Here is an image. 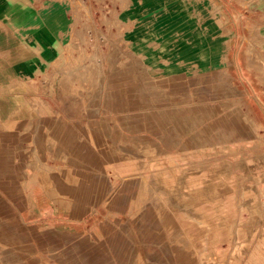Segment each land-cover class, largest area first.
Returning a JSON list of instances; mask_svg holds the SVG:
<instances>
[{"label": "rangeland", "instance_id": "374dc122", "mask_svg": "<svg viewBox=\"0 0 264 264\" xmlns=\"http://www.w3.org/2000/svg\"><path fill=\"white\" fill-rule=\"evenodd\" d=\"M65 1L62 59L21 80L19 97L0 91V264H183L182 248L196 264H253L264 252V0H180L202 60L176 78L146 77L144 65L141 87L113 85L108 63L122 69L126 33L170 43L179 23L164 26L178 13L162 10L179 0ZM155 47L145 55L159 60ZM62 119L85 123L92 156L61 157ZM177 210L187 227L206 220L229 242L217 234L199 248Z\"/></svg>", "mask_w": 264, "mask_h": 264}, {"label": "crops", "instance_id": "0c3cea01", "mask_svg": "<svg viewBox=\"0 0 264 264\" xmlns=\"http://www.w3.org/2000/svg\"><path fill=\"white\" fill-rule=\"evenodd\" d=\"M56 2L58 5L53 6L51 0H0V91L2 94L11 93L14 98L19 97L22 92L21 87L16 86L21 80L47 75L57 61L62 59L64 50L60 48V45L63 42H61L60 34L58 35V33L70 28V17L69 9L64 6L66 1L56 0ZM176 3H178L177 7H164L162 10L170 19L169 15L170 13L173 14L175 9H177L175 14L178 13V20L176 17L172 19L173 27L171 25L168 28L164 26L166 31L167 29L174 30L176 21L179 23L178 33L176 31L174 39L169 38L170 40L172 39L170 43L162 45V47L164 46L162 50H160V44L154 41L146 42L143 37H129L128 33L124 35L125 53H128L127 55L129 56L124 55L123 64H120L122 69L118 72L119 70L115 68L112 61L108 63L109 78L114 79L113 85L117 83L130 85L132 81L135 82L141 79V82H138L139 87L144 86V81L142 80L144 65L146 67L144 69L147 71L146 77L149 74L148 72H156L157 70H163L165 75H171L169 77H182L186 72L184 67L188 64L191 65L195 59L200 58L197 55L198 46L195 43V38H193L194 35L190 33L194 24L191 21H186L187 19L192 20V17L182 20L184 15L183 13L181 14V2L179 0ZM135 8L131 2V5L121 11L123 17H127V14L133 15ZM142 11L144 12L141 18L142 24L151 25L155 22L156 11H149L147 7L142 9ZM130 18L128 20L125 18L122 22L128 31L133 29V20L138 19L133 16ZM194 28L196 27L194 26ZM180 30L182 32H179ZM187 30L188 32H185ZM167 45H173L172 53H167L169 49ZM151 46H156L155 49L157 48V50L159 48L158 53L162 55L159 60L151 59L145 55L150 54L146 53V50L151 49ZM152 51L156 50L152 49ZM130 52L132 54L135 52V56L130 54ZM157 60L159 63L155 64ZM174 90L177 94L176 99L180 100L182 98L181 91L175 89V86ZM143 91L148 94L146 89ZM8 98L7 101L11 100L10 97ZM142 99L145 104H153L164 100L162 97H158L157 101H152L151 99L149 103V99L145 100L143 97ZM92 120L87 119L88 124H93L90 123ZM77 124L84 125L85 123L68 122L66 119H62L61 139L58 147L62 158L82 157L83 153L86 152L89 153L85 156H92L93 147L88 145L89 141L83 137ZM76 152L79 153L77 154ZM3 156L5 157V155ZM82 179L84 178L82 177Z\"/></svg>", "mask_w": 264, "mask_h": 264}, {"label": "bare ground", "instance_id": "6f19581e", "mask_svg": "<svg viewBox=\"0 0 264 264\" xmlns=\"http://www.w3.org/2000/svg\"><path fill=\"white\" fill-rule=\"evenodd\" d=\"M194 182H195V180H194ZM232 194H231V192H227V193H225V196H226V198H227V207L226 208H228L229 209V211H230V213H234V209H233V206H234V204H233V196H231ZM225 202V201H224ZM223 202V203H224ZM204 203V202H203ZM225 204H226V202H225ZM223 205L224 207L226 206V205ZM192 206H194V205H192ZM198 207V206H197ZM199 207H203V206H199ZM198 207V208H199ZM204 208V207H203ZM203 208H201L202 209V211H203ZM209 208V207H208ZM207 207H206V209H208ZM194 209V208H193ZM195 209H197L196 208V204H195ZM198 210H200V209H198ZM209 210V209H208ZM208 210H206V211H208ZM210 210H211V208H210ZM205 211V210H204ZM205 211V212H206ZM212 212V211H211ZM223 212V211H222ZM165 213V212H164ZM177 215H178V217L180 218V221L182 222V223H184V225H186V229L188 230V231H190V230H193V233H194V235H196V236H194V237H196L197 238V241L196 242H198L197 244V246H199V248H201V249H205V248H207V246L209 245V242H210V238L212 237V236H215V235H219L220 236V240L219 241H216V240H214V242L215 243H222V241H224V242H226V241H228L229 242V237H228V235H227V233H226V231H225V233H224V230L222 229V230H220V228L219 229H216L217 227H215V228H213V227H211V225H209L207 222H206V220L205 221H201V219H200V222L198 223H195V224H193V225H191V226H189V227H187L188 225L186 224V222L188 223V221H189V218L188 217H186V216H184V215H182L178 210L175 212ZM207 213V212H206ZM213 213V212H212ZM211 213V214H212ZM215 213V212H214ZM214 215V214H213ZM167 217H168V215H167ZM206 217H207V215H206ZM167 219V218H166ZM172 219V218H171ZM207 219V218H206ZM213 219V218H212ZM208 220H210V217L208 218ZM214 220H217V218H215ZM175 222H177L176 220H174ZM212 221V220H211ZM210 221V222H211ZM217 221H219V220H217ZM216 221V222H217ZM209 222V221H208ZM209 222V223H210ZM214 222V221H213ZM220 222V221H219ZM189 224H190V222H189ZM192 224V223H191ZM219 224V223H218ZM217 224V225H218ZM169 225V224H168ZM174 227V226H173ZM180 227V226H179ZM171 228H172V226H171ZM185 227H182V228H180V229H184ZM175 231V230H174ZM176 231H177V229H176ZM195 231V232H194ZM180 232V231H179ZM193 233H191V234H193ZM177 234V233H176ZM174 235V234H173ZM188 238V237H187ZM193 238V237H192ZM192 238H190L191 239V241L193 240ZM189 239V240H190ZM196 239L194 238V241H195ZM173 241V240H172ZM187 241V240H186ZM190 241V242H191ZM193 241V242H194ZM176 243V242H175ZM168 245V244H167ZM166 245V246H167ZM196 246V247H197ZM169 248V247H168ZM221 249H222V252H226V249H223L222 247H221ZM188 252V251H187ZM178 259H179V261L181 262V263H183V264H196V261L194 260V258L192 259V258H190L188 255H187V253H186V251L184 250V248H182L181 250H179V252H178ZM189 254H190V252H189ZM190 256H191V254H190ZM252 260H253V264H264V252L263 251H261L259 248H256L255 249V252L253 253V255H252Z\"/></svg>", "mask_w": 264, "mask_h": 264}]
</instances>
